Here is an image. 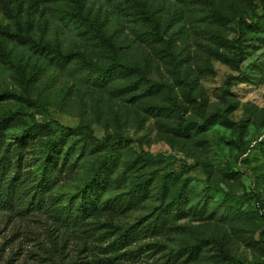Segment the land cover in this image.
<instances>
[{
    "label": "rangeland",
    "instance_id": "374dc122",
    "mask_svg": "<svg viewBox=\"0 0 264 264\" xmlns=\"http://www.w3.org/2000/svg\"><path fill=\"white\" fill-rule=\"evenodd\" d=\"M78 1L108 41L84 23L74 0H0L4 142L27 126L43 128L23 147L24 201L0 210V264H220L223 252L264 260V31L248 24L261 1L139 0L153 22L130 0ZM16 24L75 61L56 64L16 40ZM81 57L136 66L161 86L127 71L100 85L79 74ZM59 125L72 131L44 201L21 212L36 183L39 145L58 136ZM116 136L118 165L100 202L142 181L145 198L85 220L66 218L103 153L97 143ZM171 206L178 215L159 214ZM125 229L129 244L106 251Z\"/></svg>",
    "mask_w": 264,
    "mask_h": 264
},
{
    "label": "trees",
    "instance_id": "16d2710c",
    "mask_svg": "<svg viewBox=\"0 0 264 264\" xmlns=\"http://www.w3.org/2000/svg\"><path fill=\"white\" fill-rule=\"evenodd\" d=\"M130 1L133 2L143 18L147 19L149 22H153V17L149 15L148 11L145 9V6L139 0ZM260 1L261 13L254 14L255 19H252L248 24L253 30L262 29L264 31V0ZM74 3L76 4L77 12L81 16V19H83L84 23L92 28V30L99 36H101L104 41H108V39L102 33L100 27L97 26L93 20L81 15V3L78 0H74ZM253 20L255 21L253 22ZM242 22L243 18L241 16L235 20L239 32L242 28ZM16 30V40L21 41L24 44H31L32 46H35L39 52L50 56V58L53 59L56 64L67 65L75 61V55L63 52L59 46L42 44L34 40L22 30L19 24H16ZM240 57L241 48L239 45H237L235 46V54L233 56V66L234 70L237 72H239ZM79 60V74L86 76V78L93 80L100 85L108 84V82L120 77L121 73L127 71L129 73L139 74L140 78L145 83H147L149 87L157 89L161 86L148 80L140 68L136 66L124 67L120 65V63L99 66L93 62H87L82 57ZM239 76L241 77L243 74L239 73ZM6 121L7 119L5 118L0 119V210H15L19 208L17 207V204L22 203L25 199L20 198L22 194L20 188L27 178L26 175L23 177L21 174V165L25 159L23 147L25 144H27L28 140L36 136H41V134H43V128L40 127V125L27 126L22 131L13 134V142L5 143L4 133L6 131V127L9 125ZM202 127L203 125L197 124V128L200 129ZM71 131L72 129L59 125L58 136L48 141H42V143L39 145L42 159L41 162L32 170L34 177L36 178V183L31 190H27V193L31 191V194L29 199L25 200V202H27L26 205L19 209L21 212L30 211L32 207L43 203L44 191L49 185L48 183L50 180V175L54 173V168L58 163L59 153L62 150L64 139L67 135L71 134ZM111 138L104 137L99 143H97L103 153L99 156L98 161L93 167L94 169L92 173L85 181L76 198H73V201H70L68 206V215H66V218L85 220L98 215L102 211H115L120 209L121 206L124 209L130 208L145 198L148 184L146 188V182L142 181L133 183L131 189L128 190V193L125 194V196L119 194L105 200L104 202H100V197L107 187L108 180H110L111 174L113 173V168L115 166L117 167L118 165V145L122 139H120V136H116L115 138L118 140L115 142ZM164 184L165 183L162 182L163 186L161 185L163 191L165 190ZM125 201L126 203H124ZM175 205H177L176 202ZM172 208L173 206H171V209H164L159 214L165 216L168 214V212H171L174 215H178L180 209ZM130 231L131 230L128 229H125L121 232L119 231L116 237H114V239L107 245V248H105L106 251H109V253H114L115 251L120 250V248L128 245L131 236ZM127 232H130V234ZM200 242L198 241L197 244ZM119 256L120 253H117L114 255V258ZM102 259L110 261L111 257H104ZM220 264H264V260L250 261L246 259H239L226 252H223L220 259Z\"/></svg>",
    "mask_w": 264,
    "mask_h": 264
}]
</instances>
